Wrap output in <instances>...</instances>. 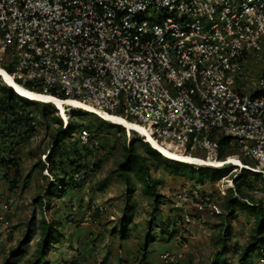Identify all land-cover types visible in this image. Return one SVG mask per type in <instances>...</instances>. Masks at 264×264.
Returning <instances> with one entry per match:
<instances>
[{
	"label": "built area",
	"instance_id": "2783aa9c",
	"mask_svg": "<svg viewBox=\"0 0 264 264\" xmlns=\"http://www.w3.org/2000/svg\"><path fill=\"white\" fill-rule=\"evenodd\" d=\"M254 53L264 54V0H0V61L23 87L120 112L206 158L228 137L263 173L264 73L253 93L235 86ZM78 139L106 149L88 127ZM193 197L197 212L220 213L210 193Z\"/></svg>",
	"mask_w": 264,
	"mask_h": 264
},
{
	"label": "rangeland",
	"instance_id": "374dc122",
	"mask_svg": "<svg viewBox=\"0 0 264 264\" xmlns=\"http://www.w3.org/2000/svg\"><path fill=\"white\" fill-rule=\"evenodd\" d=\"M249 62L241 79L236 77L235 86L244 85L247 92L253 93L257 78L264 73V54L254 53ZM0 67L8 73L14 69L3 61H0ZM15 81L21 82L19 79ZM23 85L28 87L25 83ZM47 107L48 113L43 118L35 113L36 123L28 138L20 140L19 137L23 136L20 135L14 139L13 146H9L10 142L2 148L0 145V160L14 155L18 164L16 170L10 171L8 180H4L0 173V222H9L7 227L0 223V264L6 261L8 264H31L35 260L39 244L38 227L42 220L54 224L57 231L56 238L38 264H143L145 255L155 263L165 250L180 254L183 264H263L255 254L259 248H256L255 255L244 261L232 251L235 244L242 248L251 237L255 224L251 211L236 207L230 214L224 208L226 197L238 186L255 200L264 202V180L259 176L245 172L242 181L235 182L233 178L244 174V171L228 166L219 179L211 177L213 170H206L202 181H199L191 179L188 173H172L170 166L147 158L150 182L160 194L155 202L153 197L144 194L143 186L133 171L120 169L130 175L128 184L115 171L124 157V147L130 142L135 143L137 153L143 154L137 143L141 140L137 139V133L129 135L124 128L112 126V122H102L90 113L80 110L70 113L72 127L62 135L59 146L54 150L53 159L59 165H49L47 155H51L53 148L51 136L59 126L56 118L60 119L61 125L63 123L57 109L53 105ZM118 113L129 121H135ZM81 126L101 135L102 145L106 147L105 150L103 147V152L87 151L79 143ZM226 149L253 165L252 156L241 149L231 145ZM189 152L195 156H206L198 147ZM72 159H78L81 164L79 183L76 188L70 186L63 191L59 178L76 174L74 166L69 163ZM97 162L100 163L99 168L96 167ZM190 168L200 170L203 167L192 165ZM12 181L17 184L13 189L10 186ZM50 184L54 187L53 194L47 191ZM230 184H233V189ZM196 187L210 193L221 211L219 214L197 212L192 202ZM87 216L90 219L86 220ZM161 220L164 225H171L164 227V233L167 229L171 231L175 223L174 231L162 235ZM224 225L230 227L228 236L223 235ZM29 232V240L25 242ZM219 236L225 238L227 252L216 258L221 248Z\"/></svg>",
	"mask_w": 264,
	"mask_h": 264
},
{
	"label": "trees",
	"instance_id": "16d2710c",
	"mask_svg": "<svg viewBox=\"0 0 264 264\" xmlns=\"http://www.w3.org/2000/svg\"><path fill=\"white\" fill-rule=\"evenodd\" d=\"M31 91H35L34 89H31L29 87H25ZM36 92V91H35ZM65 99V98H64ZM38 102H33L30 100H27L25 98L20 97L12 88L7 86L4 81L0 79V145L1 148L6 145L7 142H10L9 146H13L14 139L19 137L20 135H23L22 137H19L21 139L28 138L30 136V132L32 131V128H34V125L36 123V116L35 113H38L40 117H44L46 113H48L50 104L47 103H41L36 104ZM43 105V106H40ZM51 106V105H50ZM55 111V110H54ZM55 117V116H54ZM56 118V117H55ZM98 118V117H97ZM57 122L59 123V126L55 130L54 133H52V142H53V148L51 155H47L48 157V164L54 165L55 167L59 165L56 160L53 159L54 153L57 149V146H59L60 141L62 140L61 137L63 134L68 133L69 128L72 127V125L69 124L68 127H63L61 125L60 119L56 118ZM100 119V118H98ZM101 120V119H100ZM102 122H107L103 121ZM112 126H119L121 129H123L122 126L118 124H111ZM99 130V128H97ZM140 139V138H137ZM229 138L222 136L218 140V151H217V157L216 159L222 160L225 159L228 155H232V153L227 152L226 146L229 145ZM19 143V142H16ZM137 143L143 150V154H139L135 151L134 146L135 143L130 142L127 147H124V157L120 161L117 169L115 171L119 172V175L123 177L124 181L128 184L130 182V175L125 173H122L120 169L123 170H129L133 171L135 176L140 180L144 194L149 195L151 198L157 202V197L160 194L156 193L155 186L150 182L149 179V172L148 167L146 165V159L149 158L151 160L165 163L166 166H170L172 168V173L178 174H185L188 173L189 177L191 179H196L199 181H202V176H204V173L206 170H213V173L211 174V177L214 179H219L223 172L227 169L226 166L222 168H204L205 166H202L200 170H193L191 169L190 164H185L183 162L170 160L167 158L162 157L159 152H157L155 149H153L147 142H144L142 140H138ZM4 145V146H3ZM16 145V144H15ZM19 145V144H17ZM56 145V147H55ZM84 147V146H83ZM87 151H91L90 148L84 147ZM55 150V151H54ZM50 152V151H49ZM48 152V153H49ZM50 156V157H49ZM12 158L9 159H1L0 160V167L2 168L1 177L4 180H8L10 176V171L16 170L17 162L14 158V155H11ZM205 158V157H203ZM78 160V159H77ZM75 159L69 160V163L71 166H74V169L77 173H80V167L81 164L79 161ZM39 165H42L41 162H39ZM243 164L248 165L250 167L255 168L256 163L248 164L247 162H243ZM100 163H96V167L99 168ZM244 171V174H240L235 176L233 179L235 182L242 181L243 176L245 175V172H250L252 174H255L259 176L261 179L264 180V170L263 174L260 172H253L249 169L242 168ZM198 176V178H196ZM59 181H61V190L65 191L67 188L77 187L78 180L74 176L71 175L68 178L61 177L59 178ZM11 188L17 187L16 181H12L10 183ZM71 186V187H70ZM54 187L52 184H50L47 187V191H50L51 194H53ZM231 192V190H230ZM235 194V195H234ZM234 194L231 193V195L227 196L224 201V208L226 211H230L231 213H234L235 208L238 207L241 210L249 209L251 213L254 216L255 224L252 228V234L249 238L248 242L240 248L238 245H234L232 248V251L234 253H238L239 260H246L251 257V255H257L260 259L264 260V202L261 200H255L252 196H249L247 193H245L242 188L239 186L234 189ZM39 201L42 203L41 198ZM161 225H163V229L161 228V234H167L174 231V224L171 227V231L167 229V232L164 233V227L165 226H171V225H164L162 220L160 221ZM224 228H222L223 235L228 236L230 232V227L228 225H224ZM39 244L36 248V258L31 262V264H38L39 261L42 259V257L47 253V250L49 249V246L52 244L54 239L56 238L55 232L57 231L56 227L52 223H48L45 220H42V222L39 224ZM126 235V234H124ZM30 236V232L25 236V242H27ZM225 238H222V236H219V243L221 244L220 250L216 253V258L219 257L221 254L224 255V253L227 252V247L225 245ZM256 248H259L260 250L255 253ZM255 253V254H254ZM16 258H19L17 255ZM216 263V262H214ZM219 263V262H218ZM4 264H8L6 261ZM46 264V262L44 263ZM70 264H75V262H71ZM264 264V263H263Z\"/></svg>",
	"mask_w": 264,
	"mask_h": 264
},
{
	"label": "bare ground",
	"instance_id": "6f19581e",
	"mask_svg": "<svg viewBox=\"0 0 264 264\" xmlns=\"http://www.w3.org/2000/svg\"><path fill=\"white\" fill-rule=\"evenodd\" d=\"M0 78L4 80V82L8 86L14 89L21 97L27 100H31L34 102L37 101L40 103H51L53 107L60 112V115L62 116L64 120L63 122L65 123L66 127H68L70 124V113H72V111L76 109H83L84 111H90L99 114L100 116H102L101 118L106 121L112 122L113 124L123 126L126 130L129 131V135H131V132L133 131L136 132L138 135L144 136L146 138V141L150 142L153 147H155L158 152L165 157H170L173 159H178L184 162L194 163L197 165L220 167L222 165L232 163L235 167H244V164L241 162V160L234 155H229L225 159L219 160L208 159L188 154L182 149H180L176 144L167 141L156 140L148 133V131L142 125L133 121H129L123 118L122 116L103 113L93 106L81 103L79 100H74L72 98L61 99L49 93L31 91L17 83L12 77V75L6 70H4L2 67H0Z\"/></svg>",
	"mask_w": 264,
	"mask_h": 264
},
{
	"label": "clouds",
	"instance_id": "9594fccd",
	"mask_svg": "<svg viewBox=\"0 0 264 264\" xmlns=\"http://www.w3.org/2000/svg\"><path fill=\"white\" fill-rule=\"evenodd\" d=\"M1 79V78H0ZM2 80V79H1ZM2 81H4V80H2ZM6 84V83H5ZM7 85V84H6ZM8 86V85H7ZM10 87V86H9ZM11 88V87H10ZM14 90V89H13ZM15 91V90H14ZM16 92V91H15ZM17 93V92H16ZM18 94V93H17ZM19 95V94H18ZM20 96V95H19ZM21 97V96H20ZM23 98V97H22ZM31 101V100H30ZM34 102V101H33ZM35 102H37V101H35ZM38 103H40V102H38ZM44 104V103H43ZM48 104V103H47ZM50 105H52L51 103H49ZM67 107V106H66ZM77 110H80V111H84L83 109H76V110H74V111H77ZM74 111H72V112H74ZM57 112H58V114H59V116L61 117V120H62V123L64 124H62L63 125V127H66L65 126V123L63 122L64 120H63V118H62V116L60 115V112L57 110ZM84 112H86V113H90V114H92V115H94V116H96V117H98V118H100L101 120H103V121H106V120H104L103 118H101L102 116H100L99 114H96V113H94V112H90V111H84ZM72 117V114H70V118H69V122H70V120L72 119L71 118ZM107 122H109V121H107ZM111 123V122H110ZM123 127V126H122ZM124 128V127H123ZM125 129V128H124ZM125 131L127 132V130L125 129ZM133 132V131H132ZM138 135V134H137ZM139 136V138L141 139V137H143L144 139L142 140V141H144V142H147L153 149H155L157 152H158V150L155 148V147H153V145L150 143V142H148V141H146V138L144 137V136H141V135H138ZM186 153H188V154H190V152H189V150H187V152ZM162 157H164V158H167V159H170V160H175V161H179V162H183V163H185V164H190L191 166L192 165H197V164H194V163H188V162H184V161H181V160H178V159H173V158H170V157H165V156H163L161 153H159ZM232 155H236V154H232ZM229 156V155H228ZM227 156V157H228ZM217 157V156H216ZM205 158H206V156H205ZM239 158V157H238ZM208 159H216V158H208ZM240 159V158H239ZM241 160V159H240ZM241 162L243 163V162H245V161H242L241 160ZM254 163V162H253ZM248 164H250V163H248ZM201 166H205V165H201ZM224 166H226V168H228V166H232V167H235V166H233V164L232 163H229V164H225V165H222V166H220V167H215V166H205V167H215V168H222V167H224ZM235 168H239L240 170H242V168H246V169H249V170H251V171H253V172H259V171H255V170H253L252 168L253 167H250V166H248V165H245L244 164V167H235ZM256 168V167H255ZM261 174H263L262 172H260ZM233 180V179H232ZM231 181V180H230ZM233 186V184H231V187ZM230 187V186H229ZM231 189H233V187L231 188ZM234 194V193H233ZM221 212V211H220ZM260 260H263V259H260ZM147 261H149V260H147ZM147 261H145V262H147ZM144 262V263H145ZM143 263V264H144ZM263 263H264V260H263Z\"/></svg>",
	"mask_w": 264,
	"mask_h": 264
},
{
	"label": "crops",
	"instance_id": "0c3cea01",
	"mask_svg": "<svg viewBox=\"0 0 264 264\" xmlns=\"http://www.w3.org/2000/svg\"><path fill=\"white\" fill-rule=\"evenodd\" d=\"M141 257V256H140ZM147 260H149L147 257H146V255H145V258L143 259V263L145 262V261H147Z\"/></svg>",
	"mask_w": 264,
	"mask_h": 264
}]
</instances>
